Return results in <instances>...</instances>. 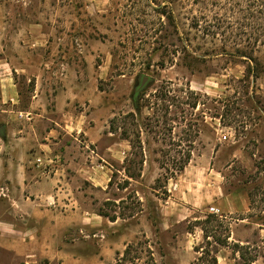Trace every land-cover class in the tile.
Segmentation results:
<instances>
[{"label":"rangeland","instance_id":"rangeland-1","mask_svg":"<svg viewBox=\"0 0 264 264\" xmlns=\"http://www.w3.org/2000/svg\"><path fill=\"white\" fill-rule=\"evenodd\" d=\"M0 129L64 194L57 247L28 264H212L221 247L259 258L264 0H0ZM189 165L198 187L209 174L247 193L251 212L168 224V183ZM197 228L209 238L195 254ZM233 231L250 244H230Z\"/></svg>","mask_w":264,"mask_h":264},{"label":"crops","instance_id":"crops-1","mask_svg":"<svg viewBox=\"0 0 264 264\" xmlns=\"http://www.w3.org/2000/svg\"><path fill=\"white\" fill-rule=\"evenodd\" d=\"M40 26L31 25L32 42L45 39L43 32L38 30ZM6 88L2 91L3 99L15 102L18 95L10 85ZM23 140L24 137L16 138L9 143L8 136L0 139V264H6L2 254L14 264L19 259L30 263L29 260L38 257V253L55 249L65 228L64 194L56 189L62 190L57 183L61 180L57 174L52 177L43 172L44 165L38 164V156L30 151V143L27 145ZM191 167L187 166L176 180L168 183L171 195L165 205L176 203L178 206L168 218V224L176 222L179 217L182 221L193 218L200 209L209 207L223 216L251 212L252 204L247 193L225 192L222 178H212L209 174H206V183L198 187L196 178L199 173ZM172 186L176 187L175 190L171 189ZM174 196L179 199L173 200ZM54 203L56 206L51 207ZM258 227L260 239L264 242V225ZM189 236V249L196 254L194 247L204 241V233L197 228ZM229 243L250 244L237 240L234 231ZM216 258L217 264H238L241 260L230 247L219 248ZM249 264H264V254Z\"/></svg>","mask_w":264,"mask_h":264},{"label":"trees","instance_id":"trees-1","mask_svg":"<svg viewBox=\"0 0 264 264\" xmlns=\"http://www.w3.org/2000/svg\"><path fill=\"white\" fill-rule=\"evenodd\" d=\"M257 71V69H255V68H253V69H251V67H249V71L250 72H252L253 71V74H254V76H255V79L257 80L258 78H259V76L258 75H256V71ZM184 169H182V171H183ZM101 216H107V215H103V214H100ZM213 220H214V216L213 215H207L206 216V219H205V221H204V223L203 224H198L197 225V227H202V230L204 231V233H205V227H204V224H206V225H209V226H211L212 227V224H214L215 222H213ZM207 238H209V236H207L206 234H205V239H207ZM219 244V243H218ZM219 245H221V244H219ZM217 251H218V249H215V251H214V253L215 254H217ZM257 258H255V257H253V258H249L248 260H244V258L242 257V260H244L243 261V263H238V264H249L250 262H253L254 260H256ZM212 264H217V258L216 257H214L213 259H212Z\"/></svg>","mask_w":264,"mask_h":264},{"label":"built area","instance_id":"built-area-1","mask_svg":"<svg viewBox=\"0 0 264 264\" xmlns=\"http://www.w3.org/2000/svg\"><path fill=\"white\" fill-rule=\"evenodd\" d=\"M173 188H174V190H175L176 187L174 186ZM209 212H210L211 214L218 215L217 211H216L214 208H212V207L209 208Z\"/></svg>","mask_w":264,"mask_h":264},{"label":"water","instance_id":"water-1","mask_svg":"<svg viewBox=\"0 0 264 264\" xmlns=\"http://www.w3.org/2000/svg\"><path fill=\"white\" fill-rule=\"evenodd\" d=\"M147 80H148V78L145 77V78L143 79V84H144ZM0 133H1V130H0Z\"/></svg>","mask_w":264,"mask_h":264}]
</instances>
